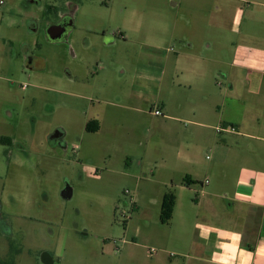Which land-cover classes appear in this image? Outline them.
I'll return each instance as SVG.
<instances>
[{"label": "rangeland", "instance_id": "1", "mask_svg": "<svg viewBox=\"0 0 264 264\" xmlns=\"http://www.w3.org/2000/svg\"><path fill=\"white\" fill-rule=\"evenodd\" d=\"M220 4L227 2L0 0V138H11L0 139V261L10 244L19 249L14 264L148 260L163 229L162 194L179 192L184 202L194 193L178 188L187 167L165 119L131 90L155 47L169 60L189 43L207 56L228 54L239 35L228 15L210 22ZM58 23L64 31L51 38ZM216 79L208 74L207 82L219 89ZM92 117L101 118L99 132L85 128ZM207 154H198L200 165Z\"/></svg>", "mask_w": 264, "mask_h": 264}, {"label": "crops", "instance_id": "2", "mask_svg": "<svg viewBox=\"0 0 264 264\" xmlns=\"http://www.w3.org/2000/svg\"><path fill=\"white\" fill-rule=\"evenodd\" d=\"M225 2L210 22L221 25L225 14L236 29L228 54L207 56L189 43L190 51L175 50L169 60L155 47L156 60L131 90L138 100L151 98L150 114L161 109L170 146L187 167L178 188L194 193L182 202L174 192L172 217L159 221L163 229L151 246L156 251L148 248L141 264H264V0ZM208 74L221 78L219 89L207 82ZM89 120L99 125L91 132L103 128L101 118ZM220 125L236 131L217 132ZM199 153H208V162L200 165Z\"/></svg>", "mask_w": 264, "mask_h": 264}, {"label": "trees", "instance_id": "3", "mask_svg": "<svg viewBox=\"0 0 264 264\" xmlns=\"http://www.w3.org/2000/svg\"><path fill=\"white\" fill-rule=\"evenodd\" d=\"M50 10V7H48L47 11ZM99 125H98V121L97 120H89L86 123V130L88 131H96L98 129ZM1 141H7V142H11V138L10 137H2L0 138ZM185 184L188 185V182L186 180ZM175 201H176V196L174 194V192L172 191H167L164 193L162 200H161V204H160V212H159V221L162 224H167L173 214V209L175 206ZM19 253V249H13L12 245L10 244L9 246V256L7 259H3L0 261L1 264H14V258L15 255H17Z\"/></svg>", "mask_w": 264, "mask_h": 264}, {"label": "built area", "instance_id": "4", "mask_svg": "<svg viewBox=\"0 0 264 264\" xmlns=\"http://www.w3.org/2000/svg\"><path fill=\"white\" fill-rule=\"evenodd\" d=\"M152 113L156 116H163V113L161 111V109L159 107H155L153 110H152ZM216 131L217 132H222V131H231V132H235L236 131V128L234 126H230V125H227V126H216ZM125 192H128V191H125ZM131 204H133L134 202L131 200L130 201ZM156 249L153 248V247H150L149 248V253H153L155 252Z\"/></svg>", "mask_w": 264, "mask_h": 264}, {"label": "water", "instance_id": "5", "mask_svg": "<svg viewBox=\"0 0 264 264\" xmlns=\"http://www.w3.org/2000/svg\"><path fill=\"white\" fill-rule=\"evenodd\" d=\"M65 26H63L62 24L58 23V24H52L49 28H48V34L51 38H58L62 35L63 31H64Z\"/></svg>", "mask_w": 264, "mask_h": 264}, {"label": "flooded vegetation", "instance_id": "6", "mask_svg": "<svg viewBox=\"0 0 264 264\" xmlns=\"http://www.w3.org/2000/svg\"><path fill=\"white\" fill-rule=\"evenodd\" d=\"M62 23V22H61ZM65 24L63 23V26H64Z\"/></svg>", "mask_w": 264, "mask_h": 264}]
</instances>
